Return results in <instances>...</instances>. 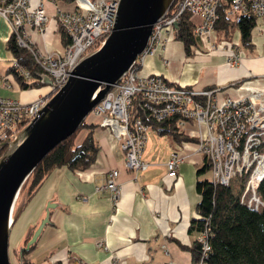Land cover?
<instances>
[{
	"label": "crops",
	"instance_id": "obj_1",
	"mask_svg": "<svg viewBox=\"0 0 264 264\" xmlns=\"http://www.w3.org/2000/svg\"><path fill=\"white\" fill-rule=\"evenodd\" d=\"M55 3L63 9L73 7L67 0L46 1L50 20L45 34L29 29V35L42 51L63 52L65 48L63 31L54 14ZM194 21L198 22L199 18L194 17ZM232 26V34L230 28L221 30L225 34L229 32L222 38L224 44L238 48L241 55L238 64L228 61L227 50L211 47V41L217 40L216 30L209 36L197 35L189 52L182 41L167 34L157 53L146 56L142 73H159L172 84L195 89L217 87L222 89L221 95L233 97L243 95L246 86L264 88V19L256 20L249 42L242 39L238 24ZM10 36V26L0 15V96L30 102L47 94L50 87L22 88L14 73L12 77H5L12 73L9 71L12 65L5 67L3 63L13 58L7 47ZM98 122L99 117L89 115L86 123L94 127L83 128L77 136V142H81L92 130L99 147L95 162L80 171L61 166L47 176L24 204L17 219L20 225L14 242L11 236L17 221L11 231V248H17L19 243L22 245L31 227H38L46 216L47 207L52 206L49 222L30 254L35 264H74L75 259L88 264H112L115 257L122 264H164L168 261L192 264L191 247L199 234L198 230L191 229L192 221L199 217L197 182L208 179L201 176L207 170L204 167L208 161L197 151L196 140H166L162 158L157 160L147 139L143 158L150 167L135 176L125 165L120 140L109 127L100 126ZM185 133L195 137L196 126L188 124ZM173 152L184 157L175 177L169 175L166 165ZM111 169L119 170L118 180L122 187L116 208L108 191L102 188ZM100 240L105 247L98 246Z\"/></svg>",
	"mask_w": 264,
	"mask_h": 264
},
{
	"label": "built area",
	"instance_id": "obj_2",
	"mask_svg": "<svg viewBox=\"0 0 264 264\" xmlns=\"http://www.w3.org/2000/svg\"><path fill=\"white\" fill-rule=\"evenodd\" d=\"M46 1L50 0H0V15L9 24L11 35L19 46L31 52L45 76H49L52 81L49 95H41L30 102L0 96V147L14 139L23 127L39 115L47 105L50 94L67 82L79 61L98 48L115 26L119 0H67L73 6L70 10L55 3L54 14L68 43L63 52L42 51L29 35V29L45 34L50 20ZM222 1L179 0L164 19L155 23L148 46L138 56L129 73L106 93L91 113L99 117L100 126L109 127L120 140L125 165L135 176L150 167V163L143 158L150 125L141 115H131L133 96L136 93L142 95L144 108L155 120L164 121L176 117L177 125L183 131L188 124L195 125L197 151L209 163L212 183L231 188L239 185L240 202L259 211L264 208V199L258 191L264 179V88L246 86L243 95L233 97L221 95L222 89L217 87L195 89L172 84L159 73L145 74L141 71L146 56L157 53L167 34L173 36L175 26L184 13L199 18L194 27L196 35L212 34ZM226 1L229 2L228 12L231 16L235 13H250L257 19H264V0ZM215 43L212 40L211 47L227 50L231 64L240 62L241 55L237 47L227 44L218 46ZM13 61L12 66L30 81V72L17 60ZM183 161L184 157L178 152L171 154L166 163L170 176H177ZM119 174L118 169L109 170L102 187L108 191L115 208L122 188ZM211 235L209 216L205 218L204 228L197 236L202 247L199 264H206L204 261L211 248ZM97 244L105 247L104 241L100 240ZM74 264L88 263L75 259ZM112 264L122 263L115 257Z\"/></svg>",
	"mask_w": 264,
	"mask_h": 264
},
{
	"label": "water",
	"instance_id": "obj_3",
	"mask_svg": "<svg viewBox=\"0 0 264 264\" xmlns=\"http://www.w3.org/2000/svg\"><path fill=\"white\" fill-rule=\"evenodd\" d=\"M175 1L119 0L114 29L104 42L79 61L39 115L4 143L7 148L0 155V264H12L10 236L24 208L23 203L17 206L24 183L44 157L73 135L106 93L129 73L148 46L155 23L168 15ZM45 83H52L49 76ZM51 207L25 249L37 241L49 222Z\"/></svg>",
	"mask_w": 264,
	"mask_h": 264
},
{
	"label": "trees",
	"instance_id": "obj_4",
	"mask_svg": "<svg viewBox=\"0 0 264 264\" xmlns=\"http://www.w3.org/2000/svg\"><path fill=\"white\" fill-rule=\"evenodd\" d=\"M178 1L176 0L173 8ZM229 6L228 1L223 0L221 2L215 30H228L232 25L238 24L242 39L245 42H249L256 26L257 18L249 13L234 19L228 12ZM194 17L190 13H184L174 29L173 36L184 43L187 52L190 51V46L194 44L197 36L194 33L196 24ZM63 41L67 45L68 38L64 32ZM7 47L12 52V61L17 60L22 67L30 72L31 79L28 81L13 66L9 68V71L16 76L21 87L29 88L45 85V72L36 63L31 52L19 46L13 35L10 36ZM234 84L238 85V83ZM131 115L132 117L141 115L150 127L156 128L160 134H172L173 139L176 141L196 140L195 137H191L181 130L177 125L176 117L164 121H157L151 117L144 108L142 95L139 93L133 96ZM85 127L92 129L94 125H88L85 121L73 135L52 149L34 169L23 187L25 189V199L21 200L23 204H26L32 198L54 169L67 166L72 170L80 171L95 162L99 147L92 136V130H90L83 141L77 142L79 132ZM5 150L6 145L1 147L0 154ZM209 168V163H207L204 169ZM197 190L200 194V202L197 207L200 217L192 221L191 229H196L198 232L202 231L205 225V218L211 216V248L204 262L206 264H264V208L256 211L247 207L240 202L239 195L233 193L231 187L216 186L208 179L198 181ZM258 191L264 199V179L260 183ZM36 228L37 225L32 226L25 235L22 249L19 248L13 251L17 264H35L31 260L30 254L35 248L37 241L29 249H25L24 246L30 240ZM191 250L193 255L192 264H199L202 256L201 244L196 240Z\"/></svg>",
	"mask_w": 264,
	"mask_h": 264
},
{
	"label": "rangeland",
	"instance_id": "obj_5",
	"mask_svg": "<svg viewBox=\"0 0 264 264\" xmlns=\"http://www.w3.org/2000/svg\"><path fill=\"white\" fill-rule=\"evenodd\" d=\"M239 16H240V14L239 13H235L234 15H233V17L235 18V19H238L239 18ZM233 28H234V26H232V27H230V29H229V32L232 34L233 33ZM218 33H217V40L215 41L216 43L215 44H217L218 46H222V45H224V41H223V39L224 38H222L223 36H227V34L229 33H227V34H225V32L223 33V31H217ZM231 36H229L228 38H230ZM227 38V39H228ZM13 62L14 61H12V60H7V61H4L3 63H5V67H7V66H10V65H12L13 64ZM11 74H12V76H13V73H9L8 75H5V77H12L11 76ZM3 78H4V76H3ZM45 85H48L49 87H50V85L51 84H47V83H45ZM48 87V88H49ZM49 93H50V90H49V92L47 93L48 95H49ZM51 95L52 94H50V97H51ZM147 136H148V141L150 140V142H148V143H150L149 145L152 147V149L154 150V158H156L157 160L158 159H161L162 158V148H163V143L164 142H166V140H168V139H170L169 141H174L173 140V136H172V134H169V133H165V134H160L159 132H158V130L156 129V128H153V127H150L149 129H148V131H147ZM13 140V139H12ZM146 144H147V142H146ZM148 145V146H149ZM4 146V145H3ZM6 148H7V146H6ZM6 151V150H5ZM4 151V152H5ZM3 152V153H4ZM2 153V154H3ZM2 154H0V155H2ZM147 155V154H146ZM204 176L205 178H208V179H210L211 180V178H212V170L209 168V169H207L205 172H202L201 173V176ZM25 184V183H24ZM23 187H24V185H23ZM23 187H22V189H21V191H20V194H19V198H18V201H17V206H19L20 204H22V201L21 200H23V199H25V189H23ZM239 185L238 186H236V187H233V188H231V190L233 191V193H235V194H238L239 195V193H240V189H239ZM19 225H20V220H18L17 221V224L15 225V227H14V229H13V231H12V236H11V240L14 242V238H15V235H16V232H17V228L19 227ZM20 245V243L18 244V246ZM10 258H11V262H12V264H17V260H16V257H15V255L13 254V252L12 253H10Z\"/></svg>",
	"mask_w": 264,
	"mask_h": 264
},
{
	"label": "flooded vegetation",
	"instance_id": "obj_6",
	"mask_svg": "<svg viewBox=\"0 0 264 264\" xmlns=\"http://www.w3.org/2000/svg\"><path fill=\"white\" fill-rule=\"evenodd\" d=\"M19 248L22 249V245H19L17 248H14V247L11 248V246H10V253H12L15 249H19ZM24 248H25V246H24Z\"/></svg>",
	"mask_w": 264,
	"mask_h": 264
}]
</instances>
